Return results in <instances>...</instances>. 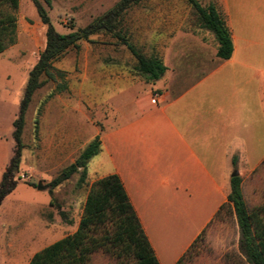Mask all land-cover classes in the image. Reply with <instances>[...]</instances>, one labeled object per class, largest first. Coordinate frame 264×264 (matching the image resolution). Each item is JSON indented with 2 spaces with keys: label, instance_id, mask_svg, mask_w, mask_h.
I'll list each match as a JSON object with an SVG mask.
<instances>
[{
  "label": "rangeland",
  "instance_id": "1",
  "mask_svg": "<svg viewBox=\"0 0 264 264\" xmlns=\"http://www.w3.org/2000/svg\"><path fill=\"white\" fill-rule=\"evenodd\" d=\"M115 1L50 0L47 6L40 0L51 24L60 33L85 26ZM198 2L207 4V0ZM152 3L154 0H142L138 5ZM130 13L128 10L122 14L115 31L123 34L144 55H156L167 63L164 53L168 45L152 43L149 36H142L145 29H137L127 20ZM15 16L14 43L0 52V176L13 152L12 122L27 74L45 40V25L40 22L30 0H18ZM192 28L207 47L195 48L183 55H211V47L216 45L213 33L193 24ZM78 45V49L68 48L53 63L65 71L67 90L43 102L53 88V83L47 82L34 92L25 112L21 135L23 148L18 171L14 174L16 186L0 204V249L10 242L34 253L75 230L92 183V162L87 164L90 175L87 173L81 187H76L77 173L54 187L52 192L47 189V183L77 157L87 142L84 133L89 135L90 128L104 130L119 124L120 94L116 85L127 81L144 88L150 83L136 72L134 57L114 34L99 31L88 41H78ZM252 111L250 109L249 122L244 114L233 116L230 130L244 132L246 124V142L250 150L249 155H236V164L226 172L223 190L226 195L229 177L236 172L248 212L264 207V85L256 92L254 122ZM200 209L201 205L194 203L182 209L175 218L172 208L159 214L155 233L160 244L175 252L201 223ZM59 211L65 213V218ZM259 214L264 217V212L259 211ZM237 240L235 216L225 199L181 254L185 253L183 264H246L238 251ZM126 260L112 248H99L90 256V264H123Z\"/></svg>",
  "mask_w": 264,
  "mask_h": 264
},
{
  "label": "crops",
  "instance_id": "2",
  "mask_svg": "<svg viewBox=\"0 0 264 264\" xmlns=\"http://www.w3.org/2000/svg\"><path fill=\"white\" fill-rule=\"evenodd\" d=\"M185 2L154 0L126 10L127 20L145 29L142 36L168 45L165 71L144 88L125 80L116 85L119 124L93 126L83 136L85 144L100 137V150L89 160L91 182L119 177L159 264H174L226 199L231 157L250 150L246 124L244 132H231L233 116L244 114L249 122L253 109L254 122L256 92L264 85V0H207L230 31L227 59L216 56V45L211 55H183L207 47L189 24ZM194 203L201 205V223L175 252L168 251L157 239L156 218L171 208L175 218ZM34 253L9 242L0 249V264H28Z\"/></svg>",
  "mask_w": 264,
  "mask_h": 264
},
{
  "label": "trees",
  "instance_id": "3",
  "mask_svg": "<svg viewBox=\"0 0 264 264\" xmlns=\"http://www.w3.org/2000/svg\"><path fill=\"white\" fill-rule=\"evenodd\" d=\"M40 22L45 25V40L42 50L28 71L18 111L12 122L14 148L0 176V204L15 188L14 174L18 171L23 143L21 140L24 117L34 92L47 82L52 90L43 102L54 94L67 90L65 71L54 66V61L68 48H79L78 41L89 40L92 34L105 31L114 34L135 59L134 69L146 81L158 79L165 71L162 60L156 55L146 56L127 38L115 31L116 23L131 6L142 0H117L102 14L85 26L58 32L51 24L46 9L40 0H30ZM50 6V0H43ZM190 6V26L213 33L216 40V56L227 59L232 52L231 35L222 14L212 3L201 5L198 0H185ZM18 0H0V52L15 40V11ZM37 129V120H34ZM100 150V137L94 136L79 152L74 161L63 167L48 183L53 188L77 173L76 187L85 183L87 163ZM264 160V158H263ZM237 157L232 156L234 166ZM29 186L32 182L26 181ZM226 201L231 205L238 229L237 247L246 264H264V207L248 212L242 198L239 175H230ZM52 203V198L50 199ZM65 218V213L59 211ZM118 252L126 257L123 264H159L143 231L138 216L131 205L123 185L116 174L97 178L88 187L82 212L75 230L36 251L28 264H90L91 254L99 249ZM185 253L174 264H183Z\"/></svg>",
  "mask_w": 264,
  "mask_h": 264
},
{
  "label": "water",
  "instance_id": "4",
  "mask_svg": "<svg viewBox=\"0 0 264 264\" xmlns=\"http://www.w3.org/2000/svg\"><path fill=\"white\" fill-rule=\"evenodd\" d=\"M234 175H236V172L234 173ZM37 186V188H39V185H36Z\"/></svg>",
  "mask_w": 264,
  "mask_h": 264
}]
</instances>
